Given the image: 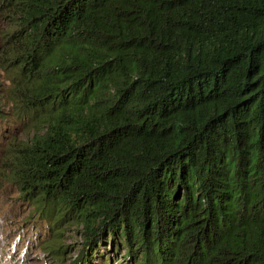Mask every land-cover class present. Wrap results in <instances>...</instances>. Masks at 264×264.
<instances>
[{
  "label": "trees",
  "instance_id": "16d2710c",
  "mask_svg": "<svg viewBox=\"0 0 264 264\" xmlns=\"http://www.w3.org/2000/svg\"><path fill=\"white\" fill-rule=\"evenodd\" d=\"M1 15L0 185L37 214L42 254L74 227L92 246L74 264L108 240L102 264L120 246L132 264H264V0Z\"/></svg>",
  "mask_w": 264,
  "mask_h": 264
},
{
  "label": "rangeland",
  "instance_id": "374dc122",
  "mask_svg": "<svg viewBox=\"0 0 264 264\" xmlns=\"http://www.w3.org/2000/svg\"><path fill=\"white\" fill-rule=\"evenodd\" d=\"M6 27V20L0 16V31ZM5 73L0 68V84H4ZM19 140L26 139L21 132H17ZM1 178V176H0ZM0 185V264H74L80 257L92 251V246L85 243L81 228L71 227L64 233L62 246L65 253L60 258H55L50 253L40 248V241L44 240V229L36 234L35 224L37 214H32V206L15 200L18 196L12 187L4 182ZM2 211H4L2 213ZM25 222V223H24ZM43 228V227H42ZM77 229V230H76ZM107 244L95 253L96 263H101V254L108 253ZM83 250V253L81 251ZM116 256L111 255L113 264H132L126 261L127 251L123 246L118 247ZM83 254V255H82ZM82 255V256H81ZM83 261V260H82ZM91 261V260H90ZM84 264V263H82Z\"/></svg>",
  "mask_w": 264,
  "mask_h": 264
},
{
  "label": "water",
  "instance_id": "95a60500",
  "mask_svg": "<svg viewBox=\"0 0 264 264\" xmlns=\"http://www.w3.org/2000/svg\"><path fill=\"white\" fill-rule=\"evenodd\" d=\"M97 235H94L92 236V238L90 239V241H88L89 243H91L93 240H95L94 238L96 237ZM88 245V244H87ZM89 246V245H88Z\"/></svg>",
  "mask_w": 264,
  "mask_h": 264
}]
</instances>
